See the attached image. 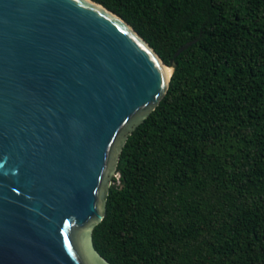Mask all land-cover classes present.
Wrapping results in <instances>:
<instances>
[{"label": "trees", "instance_id": "obj_1", "mask_svg": "<svg viewBox=\"0 0 264 264\" xmlns=\"http://www.w3.org/2000/svg\"><path fill=\"white\" fill-rule=\"evenodd\" d=\"M92 1L175 63L119 155L95 250L109 264H264V0Z\"/></svg>", "mask_w": 264, "mask_h": 264}, {"label": "water", "instance_id": "obj_2", "mask_svg": "<svg viewBox=\"0 0 264 264\" xmlns=\"http://www.w3.org/2000/svg\"><path fill=\"white\" fill-rule=\"evenodd\" d=\"M174 69L92 0H0V264H109L92 231Z\"/></svg>", "mask_w": 264, "mask_h": 264}, {"label": "bare ground", "instance_id": "obj_3", "mask_svg": "<svg viewBox=\"0 0 264 264\" xmlns=\"http://www.w3.org/2000/svg\"><path fill=\"white\" fill-rule=\"evenodd\" d=\"M166 72H167V75H170V73H171V69H170V68H167V69H166Z\"/></svg>", "mask_w": 264, "mask_h": 264}, {"label": "rangeland", "instance_id": "obj_4", "mask_svg": "<svg viewBox=\"0 0 264 264\" xmlns=\"http://www.w3.org/2000/svg\"><path fill=\"white\" fill-rule=\"evenodd\" d=\"M113 177H116V179L118 178V175L117 174H114ZM113 180V178H112ZM113 183V181H111V184Z\"/></svg>", "mask_w": 264, "mask_h": 264}]
</instances>
